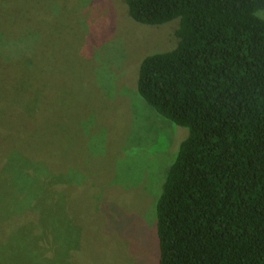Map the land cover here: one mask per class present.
<instances>
[{
  "label": "rangeland",
  "instance_id": "374dc122",
  "mask_svg": "<svg viewBox=\"0 0 264 264\" xmlns=\"http://www.w3.org/2000/svg\"><path fill=\"white\" fill-rule=\"evenodd\" d=\"M177 26L125 0H0V264H159L157 202L189 130L137 81Z\"/></svg>",
  "mask_w": 264,
  "mask_h": 264
},
{
  "label": "trees",
  "instance_id": "16d2710c",
  "mask_svg": "<svg viewBox=\"0 0 264 264\" xmlns=\"http://www.w3.org/2000/svg\"><path fill=\"white\" fill-rule=\"evenodd\" d=\"M125 1L137 22L178 21L137 81L189 130L157 202L159 264H264V0Z\"/></svg>",
  "mask_w": 264,
  "mask_h": 264
}]
</instances>
